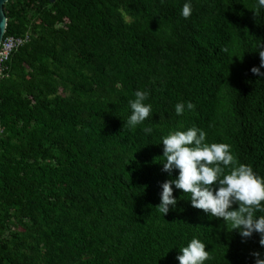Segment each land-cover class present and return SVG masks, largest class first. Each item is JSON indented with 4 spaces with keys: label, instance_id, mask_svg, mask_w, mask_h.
<instances>
[{
    "label": "trees",
    "instance_id": "1",
    "mask_svg": "<svg viewBox=\"0 0 264 264\" xmlns=\"http://www.w3.org/2000/svg\"><path fill=\"white\" fill-rule=\"evenodd\" d=\"M24 3L64 29L30 36L0 80V230L10 217L19 226L0 239V264H179L193 238L204 264L264 257L258 234L243 240L174 185L176 207L156 208L178 176L162 171L175 131L203 130L264 178V77L250 71L264 45L258 0H7L4 36L30 34ZM136 91L151 112L129 127Z\"/></svg>",
    "mask_w": 264,
    "mask_h": 264
},
{
    "label": "clouds",
    "instance_id": "2",
    "mask_svg": "<svg viewBox=\"0 0 264 264\" xmlns=\"http://www.w3.org/2000/svg\"><path fill=\"white\" fill-rule=\"evenodd\" d=\"M264 7V0H258V6L253 12L259 14ZM192 6L185 3L181 15L190 17ZM260 66L251 68L253 75L264 77L260 71L264 68V45L258 51ZM148 93L135 92V99L129 101L132 114L127 124L135 127L142 123L151 112V105H146ZM194 105L189 102L188 110H193ZM184 104H177L175 111L182 115ZM146 133H151V128H145ZM206 133L192 127L186 131H175L163 138V163L162 171L172 175L178 170L175 179L166 180L161 184L160 204L156 207L166 216L170 208L174 209L177 200L173 197L175 189L190 194L191 206L203 210L205 214L230 222L234 230L239 232L243 240L250 239L254 233L259 235V245L264 247V216L255 218L256 212H264V178L255 175L249 165L238 164L231 154L230 146L224 143H205ZM225 169H228L225 172ZM233 205L238 209L233 210ZM206 246L198 239L193 238L188 246L180 249L176 257L179 264H204L210 259ZM255 264H264V257L260 252L250 254Z\"/></svg>",
    "mask_w": 264,
    "mask_h": 264
},
{
    "label": "rangeland",
    "instance_id": "3",
    "mask_svg": "<svg viewBox=\"0 0 264 264\" xmlns=\"http://www.w3.org/2000/svg\"><path fill=\"white\" fill-rule=\"evenodd\" d=\"M24 6L25 7L22 8L21 14L25 17V19L27 21L26 30H28L29 33H30L28 35L29 36L28 39L30 38V36L31 37H35L37 35H41V34L45 33L46 29H51L53 31H57L59 28H63L64 29V21H62V22H54L50 26H48L50 28H45V26H43L40 23V19L37 16H34V17L31 16L32 9L30 7H28V5L26 3H24ZM2 14H3V11H2ZM120 14H121V16H122V18H123V20L125 22L129 21V17L124 15L122 11H120ZM9 15H10L11 18L14 17L12 14H9ZM5 24H6V18H5ZM47 43H49V44L52 43V39L49 38L47 40ZM56 91H60V88H57ZM10 211L11 210H9V212ZM18 229H19V226H17V220H15L12 217H10L9 219H7V221H6L5 225H4V229L0 230V239H9L11 233L16 232Z\"/></svg>",
    "mask_w": 264,
    "mask_h": 264
},
{
    "label": "built area",
    "instance_id": "4",
    "mask_svg": "<svg viewBox=\"0 0 264 264\" xmlns=\"http://www.w3.org/2000/svg\"><path fill=\"white\" fill-rule=\"evenodd\" d=\"M27 42L28 34L26 33L19 37L2 36L0 40V80L8 76L7 62L11 54Z\"/></svg>",
    "mask_w": 264,
    "mask_h": 264
},
{
    "label": "water",
    "instance_id": "5",
    "mask_svg": "<svg viewBox=\"0 0 264 264\" xmlns=\"http://www.w3.org/2000/svg\"><path fill=\"white\" fill-rule=\"evenodd\" d=\"M7 0H0V40L4 34V29H5V18L2 14V5L6 2ZM51 2V0H48Z\"/></svg>",
    "mask_w": 264,
    "mask_h": 264
}]
</instances>
